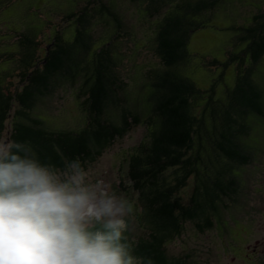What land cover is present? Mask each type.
<instances>
[{
  "label": "trees",
  "instance_id": "trees-1",
  "mask_svg": "<svg viewBox=\"0 0 264 264\" xmlns=\"http://www.w3.org/2000/svg\"><path fill=\"white\" fill-rule=\"evenodd\" d=\"M132 1L143 3L149 18L168 6L174 7L157 26V55L164 71L150 73L151 90L144 101L150 108L148 118L142 119L139 105L131 108L119 96L124 85L117 80L110 55L112 44L95 52L90 67L83 64L94 44L86 33L90 5L96 2L91 0L78 15L71 13L68 17L76 21L74 41H64L60 32L55 35L41 67L34 63L39 45L34 41L35 33L29 30L22 36L26 44L16 62L23 69V86L11 90L0 81V142L9 132V142L30 146L44 164L63 171L68 164L78 162L87 170L116 139L141 124L147 125L151 128L150 139L130 157L129 170L150 231L137 239L124 235L138 264H188L186 257L169 256L168 240L181 236L187 223H194L203 233L214 227V217H220V203L231 201L238 194L234 169L251 163L246 141L252 125L264 122V90L253 79L255 67L264 56V13L254 17L250 27L242 29L245 34L241 37V52H231L225 63L205 60L209 69H218L220 73L203 91L178 69L189 59L191 33L202 27L199 17L219 8L225 0ZM105 10L113 13L110 7ZM232 31L241 30L232 27ZM230 64L237 66L232 87L225 84ZM81 78H85L84 92L90 111L87 124L79 131L48 130L45 121L34 113L37 103L50 96L59 82ZM221 87L223 97L218 95ZM198 100L204 102L200 112L195 111ZM111 107L115 109L114 115L109 112ZM213 150L224 159L222 165L215 164L209 156L204 158ZM170 173L174 177L167 178ZM190 177L196 180L195 189L188 204H184L180 190Z\"/></svg>",
  "mask_w": 264,
  "mask_h": 264
},
{
  "label": "rangeland",
  "instance_id": "rangeland-1",
  "mask_svg": "<svg viewBox=\"0 0 264 264\" xmlns=\"http://www.w3.org/2000/svg\"><path fill=\"white\" fill-rule=\"evenodd\" d=\"M90 1L0 0L1 85L11 90L23 86V69L16 60L20 59L22 46L26 44L22 37L24 34L29 30L35 33L34 41L39 45L34 63L41 67L55 35L60 32L64 41H74L76 21L68 17L71 13L78 15L90 5ZM96 2L90 5V18H86L90 21L86 33L94 44L83 64L90 67L95 52L112 44L110 55L114 59L117 80L124 85L123 90H119V96L131 108L139 105L142 119L146 120L150 108L144 101L151 90L150 73L164 71L157 55V26L174 7L168 6L156 17L149 18L143 3L132 0ZM107 7L113 13H108L105 10ZM263 13L264 0H225L219 8L204 12L198 19L199 23H203L202 27L190 35L187 46L189 59L183 68L179 67V73L199 90H208L218 79L220 71L209 69L206 61L216 59L225 63L229 61L231 52H241L244 49L241 37L245 34L242 29L250 27L253 18ZM232 27L241 31H232ZM232 64L225 73V84L231 87L237 76V66ZM255 68L257 72L253 79L264 90V56ZM84 83L85 78L75 82L61 81L50 96L37 103L34 113L45 121L48 130L79 131L87 124L90 111ZM223 91L222 87L219 88L218 95H223ZM140 101L144 103L140 105ZM14 106L17 107V104ZM203 106L204 102L198 100L195 111L200 112ZM109 112L111 115L116 113L114 107L109 108ZM208 127L210 121H207ZM7 130H10L9 125ZM150 133L151 128L145 124L133 128L125 137L116 139L86 170L91 183H107L131 204L132 212L125 232L131 239L146 237L150 231L143 219L142 199L134 189L129 170L130 157L141 144L148 143ZM8 135L9 132L2 142H9ZM246 142L250 145L251 163L234 169L239 182L234 202L225 200L220 203V217H214V227L204 233L194 223L185 224L182 235L167 242L170 257H186L188 264H264V122L252 125ZM207 156L218 166L223 164L224 159L214 150L205 154L204 158L207 159ZM172 177V173L167 176ZM195 184L196 180L190 177L181 188L180 197L184 204L190 199ZM95 227L100 228L101 225Z\"/></svg>",
  "mask_w": 264,
  "mask_h": 264
},
{
  "label": "clouds",
  "instance_id": "clouds-1",
  "mask_svg": "<svg viewBox=\"0 0 264 264\" xmlns=\"http://www.w3.org/2000/svg\"><path fill=\"white\" fill-rule=\"evenodd\" d=\"M131 212L78 162L61 171L0 142V264H138L124 235Z\"/></svg>",
  "mask_w": 264,
  "mask_h": 264
}]
</instances>
